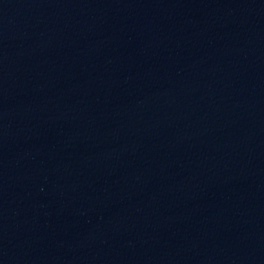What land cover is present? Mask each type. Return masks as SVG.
<instances>
[{
  "label": "water",
  "instance_id": "95a60500",
  "mask_svg": "<svg viewBox=\"0 0 264 264\" xmlns=\"http://www.w3.org/2000/svg\"><path fill=\"white\" fill-rule=\"evenodd\" d=\"M0 264H264V0H0Z\"/></svg>",
  "mask_w": 264,
  "mask_h": 264
}]
</instances>
